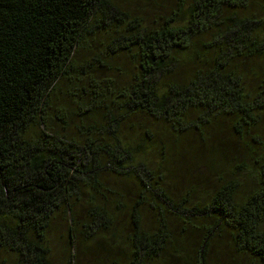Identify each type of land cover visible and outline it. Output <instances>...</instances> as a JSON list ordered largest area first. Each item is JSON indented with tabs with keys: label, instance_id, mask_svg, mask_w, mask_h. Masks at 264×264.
<instances>
[{
	"label": "trees",
	"instance_id": "trees-1",
	"mask_svg": "<svg viewBox=\"0 0 264 264\" xmlns=\"http://www.w3.org/2000/svg\"><path fill=\"white\" fill-rule=\"evenodd\" d=\"M150 1L0 0L10 264H264V0Z\"/></svg>",
	"mask_w": 264,
	"mask_h": 264
},
{
	"label": "rangeland",
	"instance_id": "rangeland-1",
	"mask_svg": "<svg viewBox=\"0 0 264 264\" xmlns=\"http://www.w3.org/2000/svg\"><path fill=\"white\" fill-rule=\"evenodd\" d=\"M124 4H129L128 0H121ZM134 5H136L143 12H150L152 10V2L150 0H134ZM88 49H101L100 46ZM82 55H87L86 53H81ZM52 242H51V251L52 259L55 264H68L70 258V247L68 242L65 240L67 236V226L63 221L62 225L58 228L53 229ZM12 256L11 253L0 249V264H10Z\"/></svg>",
	"mask_w": 264,
	"mask_h": 264
}]
</instances>
